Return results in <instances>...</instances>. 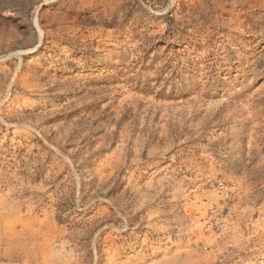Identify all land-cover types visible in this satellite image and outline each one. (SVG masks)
I'll list each match as a JSON object with an SVG mask.
<instances>
[{
  "label": "rangeland",
  "instance_id": "rangeland-1",
  "mask_svg": "<svg viewBox=\"0 0 264 264\" xmlns=\"http://www.w3.org/2000/svg\"><path fill=\"white\" fill-rule=\"evenodd\" d=\"M0 264H264V0H0Z\"/></svg>",
  "mask_w": 264,
  "mask_h": 264
},
{
  "label": "bare ground",
  "instance_id": "bare-ground-1",
  "mask_svg": "<svg viewBox=\"0 0 264 264\" xmlns=\"http://www.w3.org/2000/svg\"><path fill=\"white\" fill-rule=\"evenodd\" d=\"M9 223V222H8ZM15 232V231H14ZM17 232V231H16ZM8 234V233H7Z\"/></svg>",
  "mask_w": 264,
  "mask_h": 264
}]
</instances>
